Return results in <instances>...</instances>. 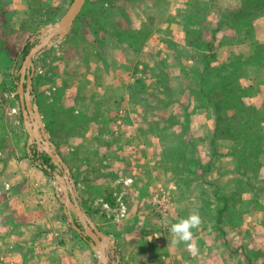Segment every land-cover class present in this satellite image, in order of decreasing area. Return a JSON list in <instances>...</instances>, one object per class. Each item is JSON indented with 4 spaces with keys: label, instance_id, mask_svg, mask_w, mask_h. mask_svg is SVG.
I'll use <instances>...</instances> for the list:
<instances>
[{
    "label": "crops",
    "instance_id": "1",
    "mask_svg": "<svg viewBox=\"0 0 264 264\" xmlns=\"http://www.w3.org/2000/svg\"><path fill=\"white\" fill-rule=\"evenodd\" d=\"M71 2L0 0V264H101L74 213L78 229L69 221L57 178L37 162L47 164L29 142L17 92L20 55ZM256 2L86 0L68 32L35 58L42 121L77 183H92L94 197L104 196L101 210L115 222L108 230L98 224L104 217L93 220L95 212L76 199L122 249L114 262L264 264V208L252 207L258 224H246L243 211L223 221L232 197L258 199L246 186L255 178L242 180L253 154L250 160L228 154V142L214 150L212 107L193 92L207 59L240 60L237 84L264 132V11H253ZM94 6H102L101 15ZM173 117L179 123L171 127ZM175 135L192 142L208 167L206 174L198 168L201 177L186 173L188 184H175L164 165L162 142L176 145ZM259 168L262 183L264 164ZM121 206L126 213L119 218ZM190 214L200 220L191 241L173 243L171 225Z\"/></svg>",
    "mask_w": 264,
    "mask_h": 264
},
{
    "label": "trees",
    "instance_id": "2",
    "mask_svg": "<svg viewBox=\"0 0 264 264\" xmlns=\"http://www.w3.org/2000/svg\"><path fill=\"white\" fill-rule=\"evenodd\" d=\"M257 5L253 9L264 11V0H257ZM95 7V6H94ZM91 6L89 7V9ZM102 6L93 8L96 15H101ZM100 10V11H99ZM240 60L212 65L211 60L205 61V69L201 73V80L197 89H193L195 96L204 101L206 105L212 107L215 118V128L211 136V144L214 150L217 143L223 141L229 143L228 154L245 156L250 160L251 154H256L263 150L264 132L261 120L257 117L255 109L247 105L244 101L242 89L237 84L240 69ZM175 117L170 121L169 126L178 124ZM165 141V135H163ZM163 161L164 165H170L171 170L179 182L188 184V175H197V170L202 166L204 174L208 172V167H204L197 157L195 145L192 142L185 143L183 139L174 136L173 145H164ZM234 155V156H236ZM43 161L52 168L50 157L43 155ZM202 176V174L197 175ZM228 201H225L227 204Z\"/></svg>",
    "mask_w": 264,
    "mask_h": 264
},
{
    "label": "water",
    "instance_id": "3",
    "mask_svg": "<svg viewBox=\"0 0 264 264\" xmlns=\"http://www.w3.org/2000/svg\"><path fill=\"white\" fill-rule=\"evenodd\" d=\"M86 0H72L67 11L56 23L47 26L40 31L38 41L30 47L24 57L18 82L17 92L21 101L24 119L27 121L29 131V142L34 144L39 153L48 155L50 162L55 166L54 169L47 164L38 162L43 168L53 173L57 178L63 192V201L67 207L69 221L73 224L72 214L79 219L84 226V232L89 235L91 245L99 252L101 264H108L107 251L110 244L114 245L111 236L102 232L92 221L90 215L84 211L76 199V187L71 180V170L63 160L56 146L50 140L47 129L37 107V102L33 94V76L35 72L34 60L41 51L47 48L54 37H62L70 29L74 19L81 10ZM33 38H31L32 40ZM73 226L77 228L75 224ZM104 241V242H103ZM119 264L118 262H112Z\"/></svg>",
    "mask_w": 264,
    "mask_h": 264
},
{
    "label": "rangeland",
    "instance_id": "4",
    "mask_svg": "<svg viewBox=\"0 0 264 264\" xmlns=\"http://www.w3.org/2000/svg\"><path fill=\"white\" fill-rule=\"evenodd\" d=\"M53 24V23H52ZM35 36V35H34ZM28 39V38H27ZM38 39H39V36L37 35L36 37H33V39L32 40H30L29 41V43H28V45H27V47H26V49L24 50V52H23V55H20V58H19V60H18V68L21 66V62H22V60H23V58H24V55L27 53V51H28V49L30 48V47H32L37 41H38ZM154 121L155 120H151L150 121V123H151V126H152V128H155L154 126ZM147 125L148 124H145V126L147 127ZM165 124H159V126H161V127H163ZM171 130V129H170ZM173 130H171V132H172ZM175 131H178V130H175ZM191 131H194V129H191ZM193 134V133H192ZM189 136L186 134L185 136H184V139H187ZM223 142H225L226 144H227V142L226 141H223ZM255 156V157H254ZM65 157H66V155H65ZM163 157V156H162ZM253 159H254V162L252 163V168H250V167H246V169H247V171L248 172H244V175L242 176V180L245 182L246 180H248L250 177L251 178H255V180H254V184L251 186L250 184H248V182L246 183V186H247V188L248 187H250V190H253L254 192L252 193V194H255L254 196H255V198L257 199V197H258V199L257 200H259L260 198H259V196H261V197H263V195H261L262 194V192L264 191V180H263V182L261 183L260 182V180H257V178H258V176H257V174L258 173H260V169L261 168H259V167H263V164H264V149L261 151V152H258V153H256V154H253ZM37 161V160H36ZM37 162H39V161H37ZM70 163L73 165L74 163L70 160L69 161V166H70ZM55 167V166H54ZM249 169V170H248ZM250 169H252L254 172H252ZM169 170V175H171L172 177H173V181H174V183L175 184H177L178 185V183H179V179H177L176 178V176H175V172H173L171 169H168ZM98 171H100V169H98ZM71 172H72V169H71ZM74 172V171H73ZM73 172L71 173V180L74 182V184H75V187H76V194L78 193V195L76 196L77 198H80L79 200V202H80V204L81 205H83L84 204V206H86L87 207V209L88 210H90V212L93 210L94 212H95V214L97 215H94V217H93V220H94V218H96V220H98L99 221V219H103V217L106 219V220H104L102 223H98L99 225H100V227L101 228H105L104 230H108V227H110V225H112V223H115L113 220H111L110 221V219H108V218H106L105 216H107V215H105L104 213H103V211L101 210V200H99V198H103L104 196H102L101 195V197L99 196V197H94V195L92 194L93 193V184L92 183H85V181H83L81 178H79V180H80V182L81 183H77V181L75 180V176H73ZM263 172H264V169H263ZM252 174V175H251ZM74 175H75V173H74ZM251 175V176H250ZM259 178H260V176H259ZM263 179H264V175H263V177H262ZM56 179V178H55ZM114 181V180H113ZM172 186V185H171ZM170 187V186H169ZM261 187H263V189L261 188ZM171 188V187H170ZM174 188V187H173ZM172 188V189H173ZM244 188H246V187H244ZM116 189V188H115ZM176 189V188H175ZM181 189V188H180ZM110 190H113V186H111V188H110ZM231 191V190H230ZM232 191H234V190H232ZM111 192V191H110ZM110 194V193H109ZM110 196V195H109ZM253 200V201H252ZM252 200H250V201H245V200H241V201H238L237 199H235V197H232V199H230L229 201H230V207H229V213H226V215H224V217H223V221L225 222V220H226V222H228L227 221V215H228V217H230V213H231V211H233V213L235 214V212L237 211V212H240V211H243L244 213H243V221L244 222H246V224H248V223H255V224H258V223H260L261 222V220H260V218H261V215H256V214H254V215H252V213L251 212H253L252 211V207H254V208H258V209H260V208H264V205H261V204H263L264 203V199L261 201V199L259 200V201H257V200H254V199H252ZM114 202V201H113ZM261 203V204H260ZM217 206H218V202H217ZM260 207V208H259ZM212 208H214V207H212ZM113 212L115 213V209L113 210ZM112 212V213H113ZM113 215V214H112ZM114 216V215H113ZM232 216H234V215H232ZM113 218V217H112ZM73 219H75L74 218V216H73ZM246 219V220H245ZM78 221H79V219H77ZM116 221V220H115ZM110 222V223H109ZM96 223V222H95ZM98 227V226H97ZM118 248H119V246H118ZM121 248H119V251H117V248H116V245L114 246L113 244H111V247H110V253H112L111 254V256H110V259H112V260H117V256H118V252H121V254H122V249L120 250Z\"/></svg>",
    "mask_w": 264,
    "mask_h": 264
},
{
    "label": "clouds",
    "instance_id": "5",
    "mask_svg": "<svg viewBox=\"0 0 264 264\" xmlns=\"http://www.w3.org/2000/svg\"><path fill=\"white\" fill-rule=\"evenodd\" d=\"M200 223L199 217L196 214H190L187 218H183L176 223H173L170 232L173 235V243L189 242L192 239V232L190 229L197 227ZM190 250L194 249L195 245L188 243Z\"/></svg>",
    "mask_w": 264,
    "mask_h": 264
},
{
    "label": "built area",
    "instance_id": "6",
    "mask_svg": "<svg viewBox=\"0 0 264 264\" xmlns=\"http://www.w3.org/2000/svg\"><path fill=\"white\" fill-rule=\"evenodd\" d=\"M125 213H126V208L124 206H121L120 211L117 212L116 217H119V218L124 217ZM112 262H114V260H112Z\"/></svg>",
    "mask_w": 264,
    "mask_h": 264
}]
</instances>
